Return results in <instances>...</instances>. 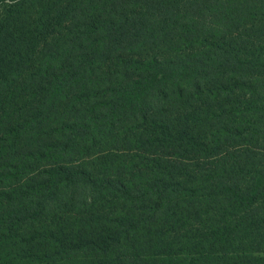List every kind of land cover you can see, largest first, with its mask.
<instances>
[{"label": "trees", "instance_id": "obj_1", "mask_svg": "<svg viewBox=\"0 0 264 264\" xmlns=\"http://www.w3.org/2000/svg\"><path fill=\"white\" fill-rule=\"evenodd\" d=\"M0 264H264V0H0Z\"/></svg>", "mask_w": 264, "mask_h": 264}]
</instances>
